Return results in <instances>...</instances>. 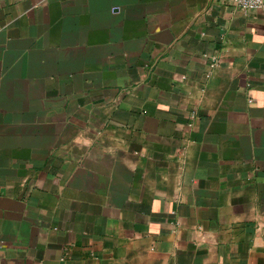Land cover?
Segmentation results:
<instances>
[{"label": "crops", "instance_id": "1", "mask_svg": "<svg viewBox=\"0 0 264 264\" xmlns=\"http://www.w3.org/2000/svg\"><path fill=\"white\" fill-rule=\"evenodd\" d=\"M0 264H264V13L0 0Z\"/></svg>", "mask_w": 264, "mask_h": 264}, {"label": "built area", "instance_id": "2", "mask_svg": "<svg viewBox=\"0 0 264 264\" xmlns=\"http://www.w3.org/2000/svg\"><path fill=\"white\" fill-rule=\"evenodd\" d=\"M232 4L243 11H262L264 13V0H232Z\"/></svg>", "mask_w": 264, "mask_h": 264}]
</instances>
